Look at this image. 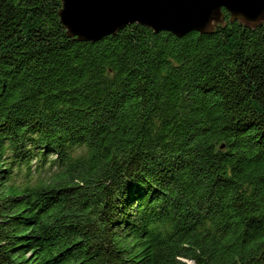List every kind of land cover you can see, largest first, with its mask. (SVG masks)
<instances>
[{"label":"trees","instance_id":"obj_1","mask_svg":"<svg viewBox=\"0 0 264 264\" xmlns=\"http://www.w3.org/2000/svg\"><path fill=\"white\" fill-rule=\"evenodd\" d=\"M0 0V264H264V22L69 36Z\"/></svg>","mask_w":264,"mask_h":264},{"label":"water","instance_id":"obj_2","mask_svg":"<svg viewBox=\"0 0 264 264\" xmlns=\"http://www.w3.org/2000/svg\"><path fill=\"white\" fill-rule=\"evenodd\" d=\"M230 21L264 22V0H61L60 20L69 36L95 42L133 23L178 37L210 33Z\"/></svg>","mask_w":264,"mask_h":264},{"label":"flooded vegetation","instance_id":"obj_3","mask_svg":"<svg viewBox=\"0 0 264 264\" xmlns=\"http://www.w3.org/2000/svg\"><path fill=\"white\" fill-rule=\"evenodd\" d=\"M225 9H223V12H224ZM227 11V10H226ZM228 12V11H227ZM225 14V13H224ZM225 20H226V15H225Z\"/></svg>","mask_w":264,"mask_h":264}]
</instances>
